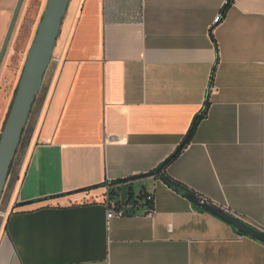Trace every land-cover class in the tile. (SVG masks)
Segmentation results:
<instances>
[{"label": "crops", "instance_id": "obj_1", "mask_svg": "<svg viewBox=\"0 0 264 264\" xmlns=\"http://www.w3.org/2000/svg\"><path fill=\"white\" fill-rule=\"evenodd\" d=\"M221 9L70 0L0 200V264H264L177 191L264 231V0L213 25ZM106 199L132 210L108 221Z\"/></svg>", "mask_w": 264, "mask_h": 264}, {"label": "water", "instance_id": "obj_2", "mask_svg": "<svg viewBox=\"0 0 264 264\" xmlns=\"http://www.w3.org/2000/svg\"><path fill=\"white\" fill-rule=\"evenodd\" d=\"M24 0H18L13 11L3 44L0 49V66L12 36L17 17ZM70 0H47L45 11L38 24L34 40L26 53L20 80L10 110L0 135V200L8 174L18 149L23 130L27 124L32 106L38 96L44 75L51 62L61 23ZM197 210L208 213L226 224L240 236L253 239L264 246V232L245 223L231 214L183 190H177Z\"/></svg>", "mask_w": 264, "mask_h": 264}, {"label": "rangeland", "instance_id": "obj_3", "mask_svg": "<svg viewBox=\"0 0 264 264\" xmlns=\"http://www.w3.org/2000/svg\"><path fill=\"white\" fill-rule=\"evenodd\" d=\"M18 0H0V49ZM47 0H24L0 66V135Z\"/></svg>", "mask_w": 264, "mask_h": 264}, {"label": "trees", "instance_id": "obj_4", "mask_svg": "<svg viewBox=\"0 0 264 264\" xmlns=\"http://www.w3.org/2000/svg\"><path fill=\"white\" fill-rule=\"evenodd\" d=\"M232 2V0H231ZM229 8V6L226 8V10ZM225 10V11H226ZM41 97V91L39 92L38 96L36 97L35 101H34V104H33V107H32V111L34 109V106L35 104L39 101ZM205 109H207L208 107V103L206 101L205 105H204ZM31 111V113H32ZM30 113V114H31ZM205 113V112H204ZM204 114H200L198 116H196L194 118V121L190 127V129L188 130L186 136L184 137L182 143L180 144V146L178 147V149L176 150V152L171 156L169 157L167 160H165L159 167H158V170H162L164 169L189 143L190 141L192 140V137H193V134L195 132V129L199 123V121L202 119ZM30 128H29V120L23 130V133H22V136H21V140H20V143H19V146H21L23 144V140L24 138L28 135V133L30 132L29 131ZM13 163V162H12ZM12 166V165H11ZM11 169V168H10ZM10 172V171H9ZM9 176V174H8ZM164 181L166 182V184L172 188H176V189H180V186L174 184L172 181H170L169 179L165 178ZM147 204L149 205V208H152L151 204L149 202H147ZM1 210V209H0Z\"/></svg>", "mask_w": 264, "mask_h": 264}, {"label": "built area", "instance_id": "obj_5", "mask_svg": "<svg viewBox=\"0 0 264 264\" xmlns=\"http://www.w3.org/2000/svg\"><path fill=\"white\" fill-rule=\"evenodd\" d=\"M231 3H232L231 0H222V9L220 13L214 19L213 25H217L222 21V18L226 12L225 10L228 6L231 5ZM212 90H213V87L210 85V87L208 88V91H212ZM146 201L149 202L151 206L153 205V197L151 195L146 196ZM104 205L106 207V220L108 221L113 218H122L126 216L127 214H129V210H132L131 207H125V208L120 207L118 204L110 202L107 199L105 200ZM149 209L151 210L152 208H149ZM223 211L228 213L226 210H223ZM3 218H5V214L2 210H0V219H3ZM236 218L240 219L239 217H236Z\"/></svg>", "mask_w": 264, "mask_h": 264}]
</instances>
